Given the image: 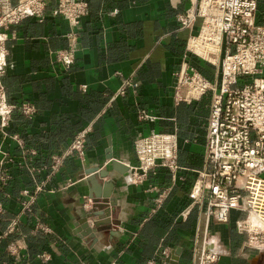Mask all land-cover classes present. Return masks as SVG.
<instances>
[{
	"label": "crops",
	"instance_id": "crops-1",
	"mask_svg": "<svg viewBox=\"0 0 264 264\" xmlns=\"http://www.w3.org/2000/svg\"><path fill=\"white\" fill-rule=\"evenodd\" d=\"M84 1L78 26L55 14L49 0L42 20L29 17L7 31L1 82L9 102H29L34 112L14 111L0 130V228L20 212L24 190L44 185L17 232L1 241L0 264H193L207 249L216 256L210 264H264V246H248L237 229L259 221L240 209L217 221L189 195L204 162L211 94L176 102L174 72L187 57L206 78L217 75L213 64L187 52L201 25L200 18L180 25L191 0ZM256 22L264 25V0H257ZM126 79L137 86L113 97ZM86 127L84 156L64 158L52 173V157ZM153 134L174 137L178 169L156 167L141 183L118 177L109 160L138 165L136 143ZM94 166L110 171L97 177L100 193L115 183V205L107 209L113 221L85 236L80 221L94 205L86 202L92 187L83 176ZM10 242L17 255L6 250Z\"/></svg>",
	"mask_w": 264,
	"mask_h": 264
},
{
	"label": "built area",
	"instance_id": "built-area-1",
	"mask_svg": "<svg viewBox=\"0 0 264 264\" xmlns=\"http://www.w3.org/2000/svg\"><path fill=\"white\" fill-rule=\"evenodd\" d=\"M49 0H0V130L5 131L12 113L30 117L34 108L29 102H9L1 82L7 52V31L22 20L33 17L43 19ZM54 12L71 25L78 26L86 13L84 0H54ZM192 7L178 16L182 27H190L196 18L201 19L199 32L190 37L187 52L201 57L217 68L214 80L206 78L187 57L174 72V100L191 102L207 92L211 94L207 124L204 162L197 170V178L190 197L199 205H205L208 216L227 222L230 211L247 212L260 226L252 223L237 224V229L247 233L250 247L264 244V25L256 22L257 0H191ZM197 42L213 44L216 52L208 57L195 51ZM59 60L69 63L63 51L57 52ZM137 86L130 79L123 81L113 97L123 94L127 88ZM85 89V86L82 87ZM89 127L80 130L60 155L51 159V172L57 171L68 156H84L85 139ZM138 165L131 166V178L141 183L148 172L165 167L178 169L177 143L170 134H153L136 143ZM44 185V184H43ZM42 183L33 191L24 190L20 212L0 228V243L17 232L20 216L30 212ZM6 250L18 254V246L10 242ZM163 256L167 250L162 251ZM43 261L47 253L37 256ZM215 254L201 250L193 264H210Z\"/></svg>",
	"mask_w": 264,
	"mask_h": 264
},
{
	"label": "water",
	"instance_id": "water-1",
	"mask_svg": "<svg viewBox=\"0 0 264 264\" xmlns=\"http://www.w3.org/2000/svg\"><path fill=\"white\" fill-rule=\"evenodd\" d=\"M109 161L112 166V170L118 172L119 174L118 177H123V176L131 177V173H132L131 165L124 164L115 159H110ZM109 173H110L109 170L100 169L98 166H94L85 170V175L83 176V178L87 182H89V184L92 187V189H89V195L94 205V210L89 213H86L85 217L82 218V220L80 221L82 227L78 229V231L80 232L82 231V234L85 236L91 235L93 232V228H98L103 224L111 223L113 221L112 218L108 215L107 209L115 205L114 201L112 204L111 200H109L112 198V189L115 186V183L112 180H110V182L108 183L110 189H107L103 193H100L98 186H96L97 177L102 178L108 176ZM89 217L97 218V220L93 223L92 226H90L89 223L87 222V219ZM262 246H264V244L256 248H262Z\"/></svg>",
	"mask_w": 264,
	"mask_h": 264
},
{
	"label": "bare ground",
	"instance_id": "bare-ground-1",
	"mask_svg": "<svg viewBox=\"0 0 264 264\" xmlns=\"http://www.w3.org/2000/svg\"><path fill=\"white\" fill-rule=\"evenodd\" d=\"M201 46L202 47V52L200 51V50H197V46ZM196 47H195V51L196 52H198L199 54H202V55H204L205 57H208V58H210L207 54H208V52H216V50H217V47L215 46V45H213V44H207V45H202V44H199L198 42H197V44H196ZM210 59H212V58H210Z\"/></svg>",
	"mask_w": 264,
	"mask_h": 264
},
{
	"label": "flooded vegetation",
	"instance_id": "flooded-vegetation-1",
	"mask_svg": "<svg viewBox=\"0 0 264 264\" xmlns=\"http://www.w3.org/2000/svg\"><path fill=\"white\" fill-rule=\"evenodd\" d=\"M86 202H88L89 204H91L92 203L91 198H86Z\"/></svg>",
	"mask_w": 264,
	"mask_h": 264
}]
</instances>
